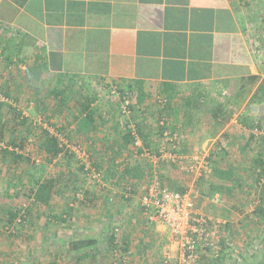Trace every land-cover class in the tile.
<instances>
[{"label": "crops", "instance_id": "0c3cea01", "mask_svg": "<svg viewBox=\"0 0 264 264\" xmlns=\"http://www.w3.org/2000/svg\"><path fill=\"white\" fill-rule=\"evenodd\" d=\"M259 14H264V0H0V22L23 30L32 45L44 46L39 54L48 63L47 73L66 72L84 80L101 77L125 91L134 81L144 82L150 93L143 105L147 110L138 105L135 119L151 132L157 116L153 102L170 97V121L174 131L185 136V151L191 153L197 149L209 153L225 131L230 130L235 143L239 138L246 142L251 133L258 135L241 124L257 85L248 89V95H234L242 76H264V29L259 31L264 15ZM224 102L238 111L223 114L220 122L212 111ZM187 119L191 122L185 125ZM245 142L233 144L230 151L237 147V155L242 154L240 145ZM252 145L257 147L253 141ZM6 178L3 183L8 186ZM12 181L16 180L10 177ZM226 224L222 239L227 249L221 264L244 263L250 251L236 254L232 247L240 245L237 238L244 221L239 223L236 217L232 226ZM154 227L170 238L165 228ZM211 255L204 254L202 264H220Z\"/></svg>", "mask_w": 264, "mask_h": 264}, {"label": "trees", "instance_id": "16d2710c", "mask_svg": "<svg viewBox=\"0 0 264 264\" xmlns=\"http://www.w3.org/2000/svg\"><path fill=\"white\" fill-rule=\"evenodd\" d=\"M3 26L4 25L0 23V57L4 60H7V66L13 65L14 62L27 65L28 70L24 69L23 71L20 69L21 72L17 77L22 80H24L25 78L26 81H31V83H36V86L38 87L36 90L34 88V91H37V94L41 92L40 88H47V98L54 99L51 112H53L54 116L57 115L60 120V125L47 123L53 126L54 130L52 131L45 126V130L41 131L43 135L38 138L40 140L41 147L45 150L47 156L49 157V159L47 158L48 161L52 162V159H56L60 155L67 156L69 158L74 157L76 154L72 149L68 148V142H73V139L76 138V134L79 137L85 134L86 138L90 142L96 143V147L99 146L98 148H96L99 152L95 151V144L90 147V150H86L89 154L90 161H93L92 167L94 166L95 170L100 173L101 180H110L109 182H112L111 186H117L118 188H120L119 186L122 185L123 187L124 191L123 193H120V195L125 194V198H119L116 201L124 202L125 205L130 204L131 206H135V208L137 207L140 210L139 215L141 214L140 216L142 217V220L139 219V216L136 217L138 220L137 222L140 223V225L138 224V226H142V228H140L141 232L140 234H138V237L140 238L137 239V243L135 245L136 248H138L139 250L142 249L143 254L144 252H146L151 256L149 257L151 259L150 264H178V259L168 260L164 257V247L168 243V239L165 235H161L155 231V224L149 220L147 213L141 206V196L144 193V187L153 180L155 171L150 158L143 154L145 152H148L149 154H158L160 143H162L164 139L166 140L167 137H171V140H173L172 143L174 144L170 146L173 151L184 155L192 154L190 151H185L183 142L184 140H186V138L182 133H177L176 131H174L175 129L170 121V97L167 96L166 101L163 100L164 102H160L157 100L153 102L156 106L157 116H155L156 130L154 132H151L150 130L143 127L142 121H138L137 119H135V111L138 108L143 111L147 110L143 108V105L149 98L150 93L145 90L143 85L144 82L134 81L130 83L127 91L121 90L120 88L118 89V91H115L116 89H112V85L115 84L106 81L105 78H93L96 83L103 84L102 86H104V90H106L108 94L111 92L109 95L112 96L113 99L106 98L108 99L109 103L108 105H106L107 109L103 108L105 103L103 105H101L100 102L98 103V101H100V98L97 91L93 93L86 91V86H90V81L88 82V80H84V78L80 75H71L66 72L55 73L53 74L55 78L53 81L54 83L50 85V87H48L45 80L49 69L48 63L39 54V50L44 48V46H42L41 44L34 46L29 43L30 40L28 34L17 27H14L13 31L9 35L2 34L1 28L3 31ZM4 28H6V26H4ZM260 28L261 29L259 31L262 32L264 26H261ZM262 45L264 46V44ZM26 55L31 56L27 58ZM12 56L16 58L14 62H12ZM27 59H31V62L28 63ZM57 67L58 69L61 68L60 66ZM4 73V69H1L0 76L2 77V79L0 78V81H4ZM8 78H6L5 81H7ZM237 83L239 84V87L234 95V98H241L245 95H248V89H252L255 85H257L255 92L248 100L247 111L246 114L244 113V115L246 116H244V119L241 120V124L246 129L255 131L256 133H258V135L256 137V134L254 135L253 133H251L246 142L243 140V138H239L236 143L239 142V144H241L245 142V145H240L241 149L244 148V152L246 148L253 146L252 141L256 143L257 147L254 148L253 146L251 148L252 151L255 150L257 154L255 158V164L262 170L264 175V113L260 114L252 110V106L264 105V76L261 77V75H244L238 79ZM6 86L7 88L0 84V96H3L2 99L0 97V124H3L4 122V114L2 108L6 106L7 111L13 112V119H15V121H17L21 125H26V131L31 132V128H33L31 122H29L27 116L22 114V110L19 109L18 104L12 105V103L9 104L8 101H5L10 100L12 97L11 93L9 92V85L6 84ZM36 97L38 105H42L44 102V98L40 99L38 98V96ZM127 99L129 100L127 104V111L129 112V114L123 112V105ZM12 100L14 101L15 98ZM138 105L140 107H138ZM48 109L49 108L46 105H43L41 110L42 115H44V119L46 120H49L51 118L50 114L46 112V110ZM74 111H76V113H74ZM232 113H234V107H232V105H230L229 103L224 102L220 104L218 103L214 107L212 116L216 120L220 119V122H222V120L224 119L223 114L227 115ZM151 115L153 114L151 113ZM248 115H252V119H250ZM190 122L191 121H188L187 119L184 121V124H190ZM114 124L115 126L117 125V128H110L111 126H114ZM72 125H74L73 128L71 127ZM2 127L4 129V125ZM3 129L0 128V141L3 139ZM105 129L109 132H105ZM235 129L236 127H232V130ZM166 131L169 132L168 136L165 134ZM115 132H117L116 136L113 134ZM228 132H230V130L225 131L220 135V137L215 141L208 153L206 159L208 161L211 172L205 173L204 175H202V177L197 178L193 184L194 187L198 190L199 195L209 200L214 199L217 194L219 195L218 200H220V195L222 194H233L234 188L238 182L235 165L230 163L229 166H222L220 164V161L224 157L229 155L231 146L233 144H236L235 142H233V138L229 135ZM101 133H105V135L100 137L99 134ZM118 133L120 134L119 136L117 135ZM175 134H177L176 137ZM59 136H63L66 139V142H68L63 144L59 139ZM118 137L121 138L118 139ZM137 140H140L142 142L141 145H136ZM7 143L9 144V146H13L14 148H20L23 150V148L26 146V139L21 138V140H17L16 137L12 136ZM186 150H188V148H186ZM199 152L204 151L201 150ZM97 153L99 154L100 158L95 160L98 162H95L93 158L95 159V154ZM9 154L14 155L15 161H25L28 163L31 161V159L27 156L25 157L23 153L15 151L14 149L10 150L8 149V147L2 148V150L0 151V159L6 158ZM77 162L78 168L80 170H83L84 172L88 171L86 170L85 163H82L80 161ZM253 167L254 165L251 166V169ZM156 170L164 187L182 192L187 189V185L184 184L186 182L185 177L182 174L184 172L180 171L177 167L170 164L168 161L161 160L160 165L156 168ZM255 170L256 167L253 169L254 173H256ZM68 172L69 171L63 169L62 172H51L47 175H44L43 177H35L33 173L31 175H28V182L26 183V185L23 184V186H28V192L26 193L25 198L28 199L31 205L24 208L23 205H15L12 209L8 210L6 226L8 228L13 227V232H17V227L15 226L18 223L25 224L26 222L29 223L30 220L31 223L32 221H34L33 219L35 218V216L39 215L38 211L33 210V205H39L40 207L45 206L46 208L52 209V201L58 195L64 196L66 194L67 196H70L69 201L73 203L78 204V202H82L85 205L91 204L92 206H94V204H97V207L102 208L105 207L103 206L104 203L106 205L107 202H111L113 201V199L118 198L116 197V194H119L118 190H113L112 188H102V186H105L101 183V181H98L99 183L92 189H86L84 191L83 197H78V194H74V192L80 193V189H77V187H75L73 183L72 185L61 184L62 177L67 176ZM257 180L259 179L256 178L255 181ZM73 195L76 196L74 197ZM135 200H137V203H134ZM68 205L69 207L66 206L67 209L62 210L61 213H49L51 216H53V220L61 223H67L68 221H70V219L73 218V215L71 214L73 208L70 203ZM216 206L219 207L220 205L216 203ZM252 213L264 218V196H262L260 204L254 211H252ZM218 214L219 217L220 208L218 210ZM209 215L210 217H212V221L209 222V225L218 227V230H220L221 226L217 223V220L214 217L216 215L214 213H211ZM131 216L129 218H131ZM141 222H144V224H142ZM116 224L117 223L109 224L108 222H103V225L101 224V230L97 237L92 235L73 236L68 241L67 248L80 253L83 249H88L91 251L90 254H92L93 256L96 254H103L102 251H99L98 248L100 241L99 238L103 237L102 242L106 245V252L108 251L110 259L113 261L112 264L125 263V261L123 260L124 257H117L118 253H115L116 251L118 252L120 250L122 256L123 254L125 255V253L133 252L130 247V239L132 238H130V236L134 234L135 229H128L126 235L122 237V240H118L120 228ZM78 225H83L86 228H89V220L81 215L80 220H77V218L74 219V226L77 227ZM43 227L45 230V240L47 239L46 235L48 225L45 224ZM263 228H261L260 230L262 231ZM242 231L243 229L241 230V233H244ZM229 232V236L235 238L232 234V231ZM222 238L224 239L223 232L220 231V246L218 256L215 257L211 248L208 247L207 249H204L205 251L202 252L201 259L197 264H202V258L204 254L207 253H212L211 258L215 261H220V264L221 262H224L227 246L224 245V240ZM257 239L259 241L264 240L262 236ZM232 247L235 249L234 252L236 254H243V248L240 247V245L237 247L236 245H233ZM154 248L158 251L157 255L156 253H153L152 249ZM229 250L232 251V249ZM80 253L78 258H83L87 257V255H90L89 253H86L84 255H81ZM137 255L138 256L136 260L139 262V264L149 263L148 260L145 259L146 257L139 253H137ZM131 262L133 263L132 259ZM107 263L108 262H106L105 260V264ZM49 264L57 263L53 261ZM239 264L243 263L239 262Z\"/></svg>", "mask_w": 264, "mask_h": 264}, {"label": "rangeland", "instance_id": "374dc122", "mask_svg": "<svg viewBox=\"0 0 264 264\" xmlns=\"http://www.w3.org/2000/svg\"><path fill=\"white\" fill-rule=\"evenodd\" d=\"M259 16L261 17L263 14H259ZM2 24L6 26V28L3 26V31L1 28L2 34L9 35L13 31V26L10 25L8 27V23ZM13 59L14 58H12V62L15 61V59ZM27 61L30 63L31 59H27ZM23 66L24 64L17 62H14L13 65L7 66V60L0 57V70L4 69L5 72L3 74L4 81H0V84L5 88H7L6 84H8L9 92L12 95L10 100L5 101H8L9 104L12 103V105L18 104L19 109L22 110V114L27 116L33 127L31 128V132H27L26 125H21L13 119L12 111H7L6 106L2 108L4 122L3 124H0V128L3 129L2 126L4 125V129L2 130L3 139L0 141L1 147H10L8 149H14L15 151L23 153L25 157H29L31 161L29 163L25 161H15L13 154H9L6 159L2 158L0 160V171H2V173H0V264H49L53 261L57 264H105V260L108 262L107 264H112L113 261L110 259L108 251L106 252V245L102 242L103 237L99 238L100 241L98 245L99 251H102L103 254H96L93 256L90 254L91 251L88 249H83L80 253L67 248L68 241L73 236L92 235L97 237L103 222H108L109 224L117 223L116 225L120 228L118 240H122V237L126 235L128 229H135L134 234L130 236V238L132 237L130 239L132 241H130V247L133 252H130V254L125 253V255L123 254L122 256L120 250L118 252L116 251V253L114 252L115 254L118 253L117 257H124L125 263L122 264H139L136 260L138 256L137 253L146 257L145 259L148 260V264H150L151 259L149 257L151 256L146 252L143 254L142 249L139 250L135 246L137 239L140 238L138 237V234L141 232L140 228H142V226H138L140 223L137 222L138 220L136 217L139 216V219L142 220V217L140 216L141 214L139 215L140 210L130 204L125 205L124 202L116 201L119 198H125V194L120 195V193H123L124 191L122 185L119 186L120 188L117 186H111L112 182L110 183V180H101V177L96 176V173L91 174L88 171L84 172L78 168L77 161L83 162L81 160L83 158V154L79 147L83 150H90V147L95 144V151L97 152L98 150L96 148L99 146L96 147V143L90 142L86 138L85 134L80 137L76 134V138L73 139V142L67 141L68 148L76 152L74 157L69 158L67 156L60 155L58 158L52 159V162L48 161L49 157L47 156L45 150L41 147L40 140L38 138L43 135L41 131L45 130V126L52 131L54 130V127L47 123L60 125V120L57 115L54 116L53 112H51L54 99L47 98V88H40L41 92L37 94V91H34V88L36 90L38 87L36 86V83H31V81H26L25 78L22 80L17 77L19 76L21 70L24 71V69H27ZM0 78L2 79L1 76ZM6 78H8L7 81H5ZM47 78L48 81H50L48 84L49 87L55 78L52 74L48 73ZM88 82L90 83V86H86V91L90 93L97 91L100 98L98 103L100 102L101 105L105 103L103 108L107 109L106 105L109 104L108 99H113L112 96L109 95L111 92L108 94L106 90H104V86H102L103 84L96 83L93 79L88 80ZM36 96L40 99L44 98L42 105H38ZM0 97L1 99L3 98V96ZM14 98L15 100L13 101L12 99ZM43 105H46L49 108L46 110V112L51 116L49 120L44 119V115H42L41 110ZM234 111H238V108H234ZM74 113H76V111H74ZM115 124L114 126H111V128H117V125L115 126ZM73 126L74 125L71 127L73 128ZM117 135L119 136L120 134L118 133ZM12 136L16 137L17 140H21V138L26 139V146L23 150L9 146L7 142ZM120 138L121 137H118V139ZM59 139L63 144L66 143V139L63 136H59ZM194 141L198 146L197 139H194ZM251 147L248 148V151L238 154L241 158L240 161L238 160V155L235 152L236 149L238 150L237 147H235V150H232V152L230 151L229 155L220 161L222 166H229L230 163L235 165L239 183L237 182L233 194H222L220 195V200H218L219 198L216 196L212 200L200 196L197 199V205L202 208L206 214L214 213L216 215L215 217H218V210L220 208L219 219L221 232L223 228H226V223H229L230 226L236 223V217H239V223L244 221V233H242V235H238L239 238H237V243H240V247H244V249H242L243 254H246L247 251H250L251 254H249L246 262L243 264H264V250H262L264 249V240L259 241L257 239L261 236L264 239V218L252 213V211H254L260 204L262 196H264V175L262 170L255 164L257 154L255 150L252 151ZM200 150L201 149L193 150L192 153H200ZM86 155H89L88 152ZM98 158H100V156L97 153L95 154V159L93 158V160L95 161ZM92 165L93 161L91 163V167ZM253 165L254 167L251 169V166ZM255 167L256 173L253 171ZM63 169L69 172L67 173V176L62 177L61 184L72 185L73 183L77 189H80V193L74 192V194H78V197H83L86 189H92L99 183L98 181H101V183L105 186H102V188H112L113 190H118L119 194H116V197L118 198L113 199L111 202H107L106 205L104 203L103 206L105 207L102 208L97 207V204L92 206L91 204L85 205L82 202H78V204L73 203L69 201L70 196H67L66 194L64 196L58 195L52 201V209L46 208L45 206L40 207L39 205H33V210L38 211L39 215L35 216L33 219L34 221L31 223V220L29 223L26 222L25 224L18 223L15 226L17 227V232H13V227L8 228L6 226L7 211L12 209L15 205H23V208L31 205L28 199L25 198L26 193L28 192V186H25L29 179L28 175L33 173L35 177H43L51 172H62ZM3 172H5L6 176L8 175L7 178L4 177L5 174L1 175ZM182 174L185 177V185L192 182V177H189L186 173ZM10 177L14 178L16 181L9 182ZM3 178L8 179V186H6V183H3ZM256 178L259 180L255 181ZM23 184L25 185L23 186ZM5 187L7 191L3 192ZM15 191L17 195L14 193ZM8 193H10V196L7 198L5 195ZM69 203L73 208L71 213L73 218H71L67 223H61L53 220V216L50 214L61 213L62 210L67 209L66 206L69 207ZM134 203H137V200H135ZM216 203L220 206L217 207ZM81 215L89 220V228H86L83 225H78L77 227L74 226V219L77 218V220H80ZM130 216L131 218H129ZM223 221L226 222L224 223ZM45 224L48 225V230L46 235L47 239L44 240L45 230L43 226ZM142 224H144V222ZM261 228H263L262 231L260 230ZM245 242H247L246 246L243 245ZM152 250L153 253H156L157 255L158 251L155 248ZM79 253L81 255L89 253L90 255L78 258ZM241 258L243 259L244 255H241ZM131 259L133 260V263L131 262ZM243 261H245V259H243Z\"/></svg>", "mask_w": 264, "mask_h": 264}, {"label": "built area", "instance_id": "2783aa9c", "mask_svg": "<svg viewBox=\"0 0 264 264\" xmlns=\"http://www.w3.org/2000/svg\"><path fill=\"white\" fill-rule=\"evenodd\" d=\"M112 89L118 91L119 87L112 85ZM128 102L127 99L123 105V112L127 114H129L127 111ZM165 134L168 136L169 132L166 131ZM176 136L177 134H175ZM172 141L171 137L163 140L159 147L160 154H149L148 152L143 154L150 158L155 171L153 180L144 187L141 206L155 226L163 227L168 231L170 238L164 247V257L168 260L178 259V264H197L201 259L202 252L205 251L204 249L210 247L216 257L220 246V230L218 227L209 225L212 217L198 207L197 199L200 195L193 185L197 178L211 172L206 159L208 154L206 152L179 154L170 147L174 144ZM141 143L140 140H137L136 145H141ZM79 148L83 154V158L80 159L83 161L82 163L86 164V170L91 174L96 173V176L100 177V173L91 167L86 150ZM161 160L168 161L193 178L192 182L187 184V189L184 192L162 185L156 170ZM217 223L220 225V220H217Z\"/></svg>", "mask_w": 264, "mask_h": 264}, {"label": "water", "instance_id": "95a60500", "mask_svg": "<svg viewBox=\"0 0 264 264\" xmlns=\"http://www.w3.org/2000/svg\"><path fill=\"white\" fill-rule=\"evenodd\" d=\"M253 110L262 114V113H264V105H260V106L255 105V106H253Z\"/></svg>", "mask_w": 264, "mask_h": 264}, {"label": "clouds", "instance_id": "9594fccd", "mask_svg": "<svg viewBox=\"0 0 264 264\" xmlns=\"http://www.w3.org/2000/svg\"><path fill=\"white\" fill-rule=\"evenodd\" d=\"M119 87V86H118Z\"/></svg>", "mask_w": 264, "mask_h": 264}]
</instances>
